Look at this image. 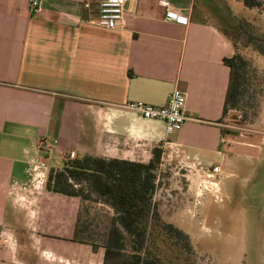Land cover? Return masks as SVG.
Wrapping results in <instances>:
<instances>
[{"label":"crops","instance_id":"crops-1","mask_svg":"<svg viewBox=\"0 0 264 264\" xmlns=\"http://www.w3.org/2000/svg\"><path fill=\"white\" fill-rule=\"evenodd\" d=\"M100 1L42 0L33 15L28 0H0V264L15 262L14 229L30 219L53 244L72 241L78 198L29 179L31 160L46 159L42 138L58 141L48 160L74 152L148 162L159 147L200 170L226 166L219 119L236 53L230 36L256 8L243 0H126L124 27L107 29L96 22ZM167 6L187 22L168 18ZM176 87L192 118L172 134L165 121L125 107L164 106Z\"/></svg>","mask_w":264,"mask_h":264},{"label":"rangeland","instance_id":"rangeland-1","mask_svg":"<svg viewBox=\"0 0 264 264\" xmlns=\"http://www.w3.org/2000/svg\"><path fill=\"white\" fill-rule=\"evenodd\" d=\"M245 11L246 19L238 21L242 28L236 34L229 29L236 53L247 64L241 67L237 106L229 105L220 121L226 166L200 170L162 152L157 171L154 201L166 221L188 234L193 249L187 264H264V54L248 38L249 33L264 35V10L256 8L254 17ZM48 161L63 164L55 156ZM51 167L48 163V171ZM40 170L28 171L34 186L42 185ZM77 198L84 241L62 237L53 244L28 226L33 222L28 219L27 226L14 229L13 264H102V235L114 210L96 195Z\"/></svg>","mask_w":264,"mask_h":264},{"label":"trees","instance_id":"trees-1","mask_svg":"<svg viewBox=\"0 0 264 264\" xmlns=\"http://www.w3.org/2000/svg\"><path fill=\"white\" fill-rule=\"evenodd\" d=\"M243 3L264 10V0ZM248 38L264 54V35L249 33ZM227 64L231 74L223 115L229 105L237 106L243 85L241 67L247 60L235 53ZM161 154L162 149L155 147L148 162L93 155L66 157L62 167L49 169L48 191L81 198L96 195L114 210L102 235V264H187L193 249L188 234L166 221L154 201ZM79 218L73 240L84 241Z\"/></svg>","mask_w":264,"mask_h":264},{"label":"built area","instance_id":"built-area-1","mask_svg":"<svg viewBox=\"0 0 264 264\" xmlns=\"http://www.w3.org/2000/svg\"><path fill=\"white\" fill-rule=\"evenodd\" d=\"M126 0H101L96 22L99 26L107 29L122 28L125 25ZM31 14L39 15L42 11V0H28ZM166 16L178 22L186 23V16L178 14L174 6H167ZM187 93L179 88H174L169 94L168 101L164 106H154L143 101H130L125 107L146 120H163L166 123L167 134H172L179 130L192 116L186 108ZM58 141L56 139L42 138L38 147L44 150V158L31 160L28 170H40L37 174L42 177V182L47 178L48 159L54 152ZM69 157L74 158V152H70ZM219 166H214L212 171H218ZM210 174V173H209ZM34 178V177H33Z\"/></svg>","mask_w":264,"mask_h":264}]
</instances>
